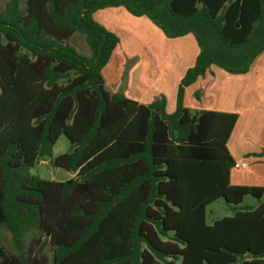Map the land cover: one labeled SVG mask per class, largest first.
<instances>
[{
    "label": "trees",
    "instance_id": "1",
    "mask_svg": "<svg viewBox=\"0 0 264 264\" xmlns=\"http://www.w3.org/2000/svg\"><path fill=\"white\" fill-rule=\"evenodd\" d=\"M117 6L166 37L194 36L199 51L173 112L164 95L141 104L105 89L101 71L119 38L93 13ZM75 32L89 56L67 42ZM263 50L264 0H7L0 225L20 258L36 229L49 238L52 264H264V186L229 181L226 142L237 115L183 104L185 88L211 65L246 73ZM61 134L69 149L52 157ZM46 157L75 176L30 174ZM246 195L256 204L243 205ZM219 198L230 213L208 224L206 208Z\"/></svg>",
    "mask_w": 264,
    "mask_h": 264
},
{
    "label": "crops",
    "instance_id": "2",
    "mask_svg": "<svg viewBox=\"0 0 264 264\" xmlns=\"http://www.w3.org/2000/svg\"><path fill=\"white\" fill-rule=\"evenodd\" d=\"M93 18L119 38L101 71L105 89L109 93L121 92L141 104L164 95L166 112H173L178 84L185 71L193 66L199 51L194 36L188 33L166 37L146 16H134L122 6L98 9ZM122 19L130 23L140 20L144 24L140 32H133L135 41L124 46L121 37L126 34V28ZM263 54L264 50L254 59L248 72L235 74L243 79L238 88L243 86L242 83L254 81L253 76L259 81L264 80ZM230 74L211 65L203 76L185 88L183 104L192 113L205 109L237 115L226 142L235 162L229 172V181L233 185L264 186V102L245 90L239 94L237 107L228 102L224 93L222 98L216 97L217 81L233 79ZM238 88L233 90L238 91ZM241 120L243 124L238 129Z\"/></svg>",
    "mask_w": 264,
    "mask_h": 264
},
{
    "label": "rangeland",
    "instance_id": "3",
    "mask_svg": "<svg viewBox=\"0 0 264 264\" xmlns=\"http://www.w3.org/2000/svg\"><path fill=\"white\" fill-rule=\"evenodd\" d=\"M7 0H0V9L3 8L4 3ZM24 5V2L21 3V6ZM122 24L124 26L126 34H123L121 37V45H125L130 43L134 40L133 32L137 31L140 32L144 24L140 20H135L134 22L130 23L124 19H122ZM99 23V22H98ZM101 24V23H100ZM102 25V24H101ZM155 26V25H154ZM105 27V26H104ZM106 28V27H105ZM147 28V27H146ZM148 29V28H147ZM112 31V30H111ZM131 32V33H130ZM130 33V34H129ZM71 44L75 50L84 56L90 55V49L88 44L85 41L84 35L75 32L67 41ZM130 52V51H127ZM264 56V54H263ZM230 80L227 81H217L218 91L214 92L216 97L222 98V94L224 93L225 96L228 98V102L234 104L237 107L236 101L239 98V94L245 91H248L252 95H256V97H260L264 102V80L259 81L257 76H253L254 81H251L249 84L242 83L243 86L239 87L240 82L243 80L241 78L235 77L236 75H231ZM234 80V81H232ZM240 81V82H239ZM238 88V91L233 89ZM109 89V88H108ZM245 90V91H242ZM243 124L241 120L238 129ZM70 146L69 140L61 134L54 145L52 146V157L58 156L62 153L68 151ZM29 173L43 180L49 181H64L73 176H75L74 172L66 171L60 167H54L50 163V158L46 157L44 160L36 162L30 169ZM256 200L246 195L242 204H254ZM228 204L222 198L217 199L216 201L210 203L206 208V223L211 224L212 221L218 217L223 215L229 214ZM24 246L26 249V258L25 261L20 258L18 253L14 250L11 244V237L9 232L0 225V260L5 261H12L16 264H52V245L49 241L47 235L39 230H33L25 235L24 238ZM248 256L245 255L243 258H247ZM239 264V263H236Z\"/></svg>",
    "mask_w": 264,
    "mask_h": 264
}]
</instances>
